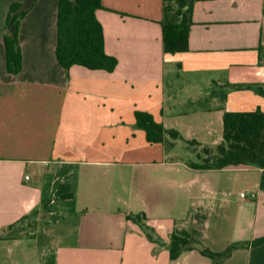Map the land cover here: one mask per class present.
Masks as SVG:
<instances>
[{
    "label": "crops",
    "instance_id": "obj_1",
    "mask_svg": "<svg viewBox=\"0 0 264 264\" xmlns=\"http://www.w3.org/2000/svg\"><path fill=\"white\" fill-rule=\"evenodd\" d=\"M26 1L0 0V264H215L199 250L172 260L175 229L198 232L215 253L235 245L221 264H264V169H172L135 116L214 149L226 112L264 111V0L195 2L189 51L179 53L164 51L163 0H102L112 73L66 71L59 0H37L20 24L22 70L13 74L6 24ZM139 165L164 168L153 203L138 171L128 186L115 169ZM138 214L159 242L129 219ZM21 220L15 239L1 237Z\"/></svg>",
    "mask_w": 264,
    "mask_h": 264
},
{
    "label": "trees",
    "instance_id": "obj_2",
    "mask_svg": "<svg viewBox=\"0 0 264 264\" xmlns=\"http://www.w3.org/2000/svg\"><path fill=\"white\" fill-rule=\"evenodd\" d=\"M37 0L11 6L5 37L8 70L17 74L22 70V51L19 28L21 21L32 9ZM164 20L163 41L165 53L189 51V35L193 24L194 4L200 0H163ZM103 9L102 0H59L57 58L61 66L69 71L73 66H83L90 70H105L112 73L118 66V59L108 55L105 47V34L97 11ZM138 128L146 132L150 143H162L165 134L172 139H182L175 130H166L157 124L151 114L135 113ZM196 149V161L189 166L198 170L251 168L264 169V111L226 112L224 115L223 141L216 148L202 147L188 143ZM129 219L140 225L146 236L159 242L154 230L146 223L145 215H129ZM24 221L10 225L2 231L1 237L15 239ZM264 243V239L256 244ZM172 260L186 251L199 250L211 258L215 264L227 259L235 245L226 251L215 253L206 247L196 231L175 229L168 246Z\"/></svg>",
    "mask_w": 264,
    "mask_h": 264
},
{
    "label": "rangeland",
    "instance_id": "obj_3",
    "mask_svg": "<svg viewBox=\"0 0 264 264\" xmlns=\"http://www.w3.org/2000/svg\"><path fill=\"white\" fill-rule=\"evenodd\" d=\"M154 145H155V154L154 155L160 156L161 160H164L165 162L170 163L171 164L170 166L172 169L183 170L184 166L185 165L188 166L190 161H196V159H197L196 149L193 146H190L184 140L172 139V138H170V136L168 134H165L164 141L162 143H154ZM115 169H117L119 171H124L127 173V177L124 179V182H127L125 185H128V186H129V176H130L131 172L138 171L139 172V174H138V176H139V178H138L139 188L143 190L144 197H146L148 203L154 202L152 196L154 195V193L157 189V181H158V177H157L158 172L157 171L163 170L164 168L159 167L157 165L149 166V167H144V166L139 165L135 168L118 166ZM239 197H240V193L237 194L235 199H238ZM29 232H27V235L29 234ZM17 235H19V234H17ZM25 246H26L25 249L27 251H31L33 254L35 253L36 247H35V244L33 242H27V243H25ZM19 249H23V248H17L16 247L13 250L17 251Z\"/></svg>",
    "mask_w": 264,
    "mask_h": 264
},
{
    "label": "built area",
    "instance_id": "obj_4",
    "mask_svg": "<svg viewBox=\"0 0 264 264\" xmlns=\"http://www.w3.org/2000/svg\"><path fill=\"white\" fill-rule=\"evenodd\" d=\"M241 197H242V198H247V195H246L245 193H242V194H241ZM252 197L254 198V197H255V194H253Z\"/></svg>",
    "mask_w": 264,
    "mask_h": 264
}]
</instances>
